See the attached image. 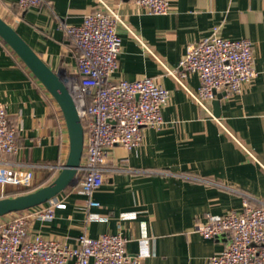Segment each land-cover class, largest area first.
Segmentation results:
<instances>
[{"label":"crops","instance_id":"0c3cea01","mask_svg":"<svg viewBox=\"0 0 264 264\" xmlns=\"http://www.w3.org/2000/svg\"><path fill=\"white\" fill-rule=\"evenodd\" d=\"M47 1L22 9L18 0H0V15L52 69L69 76L77 72L78 54L63 25L80 24L100 5L98 0ZM105 1L126 24L118 27L123 45L115 77L151 76L167 87L166 122L145 127L138 147L111 148L104 184L94 193L101 206L88 207L86 195L68 188L55 199L54 218L32 219L28 234L74 247L83 233H121L127 253L141 264H208L231 236L205 238L196 231L197 223L208 213L242 211L246 202L264 205V0H170L167 14H148L134 0ZM218 26L225 38L252 41L257 75L240 92L229 93L221 116L215 117L163 63L177 67L189 46ZM185 82L198 92L197 73ZM0 99L17 130V150L10 159L55 165L34 169L35 182L52 171L54 179L69 154L62 110L1 37ZM89 212L106 217L89 221Z\"/></svg>","mask_w":264,"mask_h":264},{"label":"built area","instance_id":"2783aa9c","mask_svg":"<svg viewBox=\"0 0 264 264\" xmlns=\"http://www.w3.org/2000/svg\"><path fill=\"white\" fill-rule=\"evenodd\" d=\"M47 0H18L22 9L40 6ZM99 8L85 14L80 24L64 23V29L77 51V72L69 75L68 85L84 126L85 145L81 167L71 185L87 196L88 207L101 203L94 193L102 187L108 155L112 147H138L144 128H160L165 124L163 109L171 91L155 77L136 80L116 78L120 68L119 55L123 40L122 16L105 0ZM148 14H167L170 0H134ZM127 27V26H126ZM131 30L129 27H127ZM132 31V30H131ZM168 74L186 88L190 96L206 108L215 90L240 92L242 86L257 75L253 43L249 38L229 39L221 36L219 26L213 32L191 44ZM197 73L200 86L197 93L186 85V78ZM17 150V130L10 124L6 104L0 99V186L2 196L8 188L31 187L35 168L55 165L20 163L10 159ZM63 190V191H64ZM56 200L37 205L0 218V264H141L139 258L127 253V238L121 233H105L91 237L86 233L70 246L57 239L36 234L29 236L32 219H52ZM132 216L134 212L130 213ZM88 220L105 215L88 213ZM205 238L230 234L231 241L212 255L208 264H264V205L245 203L242 211L206 215L196 225Z\"/></svg>","mask_w":264,"mask_h":264},{"label":"water","instance_id":"95a60500","mask_svg":"<svg viewBox=\"0 0 264 264\" xmlns=\"http://www.w3.org/2000/svg\"><path fill=\"white\" fill-rule=\"evenodd\" d=\"M0 37L24 61L59 104L69 133V154L60 165L58 175L48 184L33 191L0 198V218L56 199L72 184L81 167L84 153L85 131L75 99L62 76L20 35L14 26L0 15ZM227 98L224 90H215L214 97L206 102V109L215 117L222 113V102Z\"/></svg>","mask_w":264,"mask_h":264},{"label":"trees","instance_id":"16d2710c","mask_svg":"<svg viewBox=\"0 0 264 264\" xmlns=\"http://www.w3.org/2000/svg\"><path fill=\"white\" fill-rule=\"evenodd\" d=\"M53 173V171L51 172ZM49 173L45 178H43L42 180L38 181V182H34V185L31 186V187H23V188H8V191L6 192L5 196H9L10 192H15L13 194H21V193H26V192H30V191H33L39 187H42L44 186L46 183H50L52 180H53V176L52 174ZM14 189V190H12Z\"/></svg>","mask_w":264,"mask_h":264},{"label":"rangeland","instance_id":"374dc122","mask_svg":"<svg viewBox=\"0 0 264 264\" xmlns=\"http://www.w3.org/2000/svg\"><path fill=\"white\" fill-rule=\"evenodd\" d=\"M62 77H63V80H64L65 82H67L69 76H68L67 74H65V73L62 72ZM0 189H1V188H0ZM12 190H14V189H12ZM13 193H15V192H13V191L10 192L9 196L17 195V194H13ZM1 197H3L2 194H0V198H1Z\"/></svg>","mask_w":264,"mask_h":264}]
</instances>
